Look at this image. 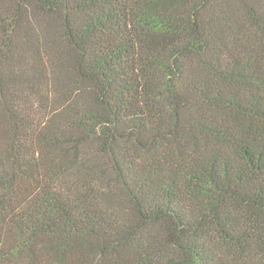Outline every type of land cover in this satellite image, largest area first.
Returning <instances> with one entry per match:
<instances>
[{"label":"trees","instance_id":"1","mask_svg":"<svg viewBox=\"0 0 264 264\" xmlns=\"http://www.w3.org/2000/svg\"><path fill=\"white\" fill-rule=\"evenodd\" d=\"M0 264H264V0H0Z\"/></svg>","mask_w":264,"mask_h":264}]
</instances>
